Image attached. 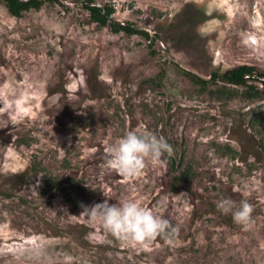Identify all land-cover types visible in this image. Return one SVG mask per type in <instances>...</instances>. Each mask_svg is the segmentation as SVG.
Masks as SVG:
<instances>
[{
	"label": "rangeland",
	"instance_id": "obj_1",
	"mask_svg": "<svg viewBox=\"0 0 264 264\" xmlns=\"http://www.w3.org/2000/svg\"><path fill=\"white\" fill-rule=\"evenodd\" d=\"M87 1L20 16L0 1V264H264V91L183 74L264 72V0H91L151 40L93 22ZM129 130L173 155L124 183L104 149ZM129 199L178 234L147 250L99 243L81 205ZM222 199L250 203L251 225Z\"/></svg>",
	"mask_w": 264,
	"mask_h": 264
},
{
	"label": "clouds",
	"instance_id": "obj_2",
	"mask_svg": "<svg viewBox=\"0 0 264 264\" xmlns=\"http://www.w3.org/2000/svg\"><path fill=\"white\" fill-rule=\"evenodd\" d=\"M172 155L173 148L164 137L147 130H129L104 149V163L108 171L117 174L124 183H130L139 179L150 165H163ZM81 207V217L101 226L103 235L99 243L108 242L107 237L111 236L125 246L147 250L158 238L171 240L178 234V229L168 219L154 214L136 200H124L118 205L105 201ZM217 209L230 213L234 222L245 228L252 223L254 209L247 201L237 207L232 200L222 199Z\"/></svg>",
	"mask_w": 264,
	"mask_h": 264
},
{
	"label": "trees",
	"instance_id": "obj_3",
	"mask_svg": "<svg viewBox=\"0 0 264 264\" xmlns=\"http://www.w3.org/2000/svg\"><path fill=\"white\" fill-rule=\"evenodd\" d=\"M2 1L8 12L14 16H20L23 11L30 9H38L44 3V0H0ZM53 1V0H51ZM87 13L92 21L101 26H109L113 32H123L127 35L138 34L146 40L152 38L147 31L134 27L131 23H121L114 21L110 15L113 12V7L109 3L102 5L96 4L88 0L84 5ZM183 74L193 83L200 86H206L209 81H221L223 84H230L238 87L245 88L246 95L249 97L257 95L259 92L264 91V72L257 71L256 68L248 64H239L230 69L222 72H212L210 79H204L188 70H183ZM259 80L261 87L251 85L250 79ZM188 169L185 170V172Z\"/></svg>",
	"mask_w": 264,
	"mask_h": 264
}]
</instances>
